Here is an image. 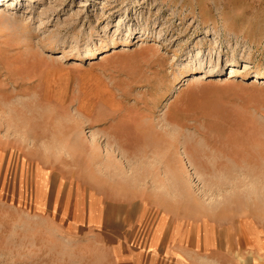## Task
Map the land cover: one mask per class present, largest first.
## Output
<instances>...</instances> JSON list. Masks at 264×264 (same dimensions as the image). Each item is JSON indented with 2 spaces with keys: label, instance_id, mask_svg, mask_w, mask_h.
I'll list each match as a JSON object with an SVG mask.
<instances>
[{
  "label": "rangeland",
  "instance_id": "374dc122",
  "mask_svg": "<svg viewBox=\"0 0 264 264\" xmlns=\"http://www.w3.org/2000/svg\"><path fill=\"white\" fill-rule=\"evenodd\" d=\"M0 2V264H109L119 229L264 264V0ZM18 145L66 167L67 208H34Z\"/></svg>",
  "mask_w": 264,
  "mask_h": 264
},
{
  "label": "crops",
  "instance_id": "0c3cea01",
  "mask_svg": "<svg viewBox=\"0 0 264 264\" xmlns=\"http://www.w3.org/2000/svg\"><path fill=\"white\" fill-rule=\"evenodd\" d=\"M17 153L20 157L18 165V179L22 177L24 187L27 177L30 181H32L34 208L54 209L57 206V203L59 209H63L64 207L67 208V205H64V203L67 198L68 186L71 178L68 173H63V171H66V167H58L55 164L47 163L42 160V158L37 161L33 155L34 153L30 149H26L24 146L22 147L18 145ZM2 154L3 152L0 150V161H3V155H6V153ZM5 161H7V158ZM31 163H33V167ZM30 170H32V172ZM57 193L61 194V201H58L56 196ZM132 210L133 209H131V207H128L125 210L129 213L127 217H125V214L123 217H120V215L114 216L109 212L107 215L102 212L99 217L101 216L103 223H105L104 219H109L110 217H117L120 222L121 220L123 222L125 220L130 221V213H132ZM118 211L124 212L122 208H119ZM114 212L115 211H113V213ZM165 231L158 232H162V240L159 241L158 238H156V241L153 243V247L149 248L150 252L147 253V255H144L143 253H139L131 249L128 245L121 241V238L119 237V229L116 231L118 234L114 233L113 236L115 243H112V245L111 243L108 245L102 244V246L106 245L112 254V257L110 258L111 263L109 264H209L200 261L195 245L190 243L187 244L184 241V237L182 241L176 240L180 238L178 234L180 233L179 230L177 231L176 229L173 231L170 229L162 237V234ZM100 233L101 234L98 236L101 238L104 231L102 230ZM215 260L217 261V258H215ZM215 260H213L214 263Z\"/></svg>",
  "mask_w": 264,
  "mask_h": 264
},
{
  "label": "bare ground",
  "instance_id": "6f19581e",
  "mask_svg": "<svg viewBox=\"0 0 264 264\" xmlns=\"http://www.w3.org/2000/svg\"><path fill=\"white\" fill-rule=\"evenodd\" d=\"M1 1L4 2V3L9 4L10 0H1ZM5 13H6V10L3 8V4L0 2V17L3 14H5ZM112 50L114 51L113 53L116 52L115 48H113ZM83 54H84V58L85 59H87V58L91 57L92 55H94L92 50H88V51L84 52ZM107 56H108V54L106 52H103V53L100 54V59H105ZM228 69H230V70H229V73H228V77L225 78V81L231 79L232 77H234V75H236L235 71H237L235 66H231ZM211 74L212 73L210 71H208V70L193 73L191 75V78L189 79V81L186 83V85H190L192 83H196V82L202 81L203 79H207V77L211 76ZM262 79H264V72H258L256 74V76L253 78V81L256 82V81H260Z\"/></svg>",
  "mask_w": 264,
  "mask_h": 264
}]
</instances>
